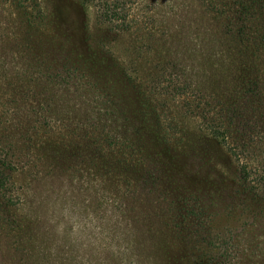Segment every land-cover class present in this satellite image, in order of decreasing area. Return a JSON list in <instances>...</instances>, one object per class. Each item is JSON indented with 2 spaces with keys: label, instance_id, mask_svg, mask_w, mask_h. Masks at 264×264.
<instances>
[{
  "label": "rangeland",
  "instance_id": "obj_1",
  "mask_svg": "<svg viewBox=\"0 0 264 264\" xmlns=\"http://www.w3.org/2000/svg\"><path fill=\"white\" fill-rule=\"evenodd\" d=\"M0 264H264V0H0Z\"/></svg>",
  "mask_w": 264,
  "mask_h": 264
},
{
  "label": "trees",
  "instance_id": "obj_2",
  "mask_svg": "<svg viewBox=\"0 0 264 264\" xmlns=\"http://www.w3.org/2000/svg\"><path fill=\"white\" fill-rule=\"evenodd\" d=\"M107 7H108V6H107ZM103 9H104L105 11L107 10L108 12H109V11L112 12V10H109V8H106L105 6H104ZM116 15L118 16V18H120L119 15H118V13H117ZM120 15H121V11H120ZM114 20H117V17L114 18ZM120 20H121V19H120ZM120 24H121V22H120ZM212 134H213L214 136H217L216 131H213ZM242 168H243L244 172H246V170H247L246 167H242Z\"/></svg>",
  "mask_w": 264,
  "mask_h": 264
}]
</instances>
